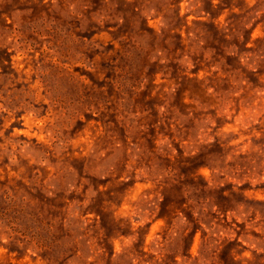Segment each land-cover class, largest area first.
<instances>
[{
  "label": "rangeland",
  "instance_id": "374dc122",
  "mask_svg": "<svg viewBox=\"0 0 264 264\" xmlns=\"http://www.w3.org/2000/svg\"><path fill=\"white\" fill-rule=\"evenodd\" d=\"M0 264H264V0H0Z\"/></svg>",
  "mask_w": 264,
  "mask_h": 264
}]
</instances>
